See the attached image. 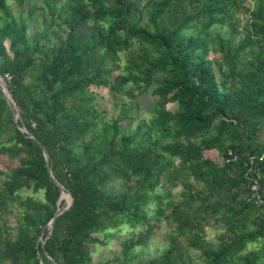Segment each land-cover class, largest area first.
Wrapping results in <instances>:
<instances>
[{
    "label": "trees",
    "instance_id": "obj_1",
    "mask_svg": "<svg viewBox=\"0 0 264 264\" xmlns=\"http://www.w3.org/2000/svg\"><path fill=\"white\" fill-rule=\"evenodd\" d=\"M23 1L0 0V75L18 109L15 121L0 86V155L17 164L0 170V264H264V0H43L31 30V4L8 6ZM98 86L127 98L116 115L95 106ZM148 95L146 128L131 129ZM167 182L176 199L156 192ZM13 201L14 237L1 220ZM161 220L166 248L135 261ZM125 224L140 230L94 262L91 246Z\"/></svg>",
    "mask_w": 264,
    "mask_h": 264
},
{
    "label": "rangeland",
    "instance_id": "obj_2",
    "mask_svg": "<svg viewBox=\"0 0 264 264\" xmlns=\"http://www.w3.org/2000/svg\"><path fill=\"white\" fill-rule=\"evenodd\" d=\"M65 0H56L57 5L64 2ZM10 3V2H8ZM31 4V6L34 8V16L36 17L28 27V30H31L33 25L39 26L41 24V15H44L48 17L49 13L47 11V8L45 7V4L43 0H25L22 2V4L18 5L17 2H12L8 6L10 7L13 14L16 13V10L23 9L24 11L27 9L28 5ZM247 6H250L252 4V0H247L245 2ZM26 16V13H25ZM239 18L243 20L245 18L244 14H239ZM242 23V21L240 20ZM55 39V36H54ZM123 53H120L122 57ZM212 56H217L216 54H212ZM124 62L121 61V65H123ZM121 71V67L113 72V74H116L117 72ZM8 77V75H7ZM112 77V74L110 78ZM32 80V77L26 76L24 81L29 82ZM95 94V106H97L99 109L104 111V115L106 118H109L112 115H116L119 111V105L118 102L120 101H126L127 98L123 93H118L114 95L111 91H109L107 88L103 86H98L95 88L94 91ZM150 97L145 96L139 101H135L134 108L132 110V122L130 124L131 129H134L137 123H141V132L146 128V123L143 121L144 119L147 120L149 117V112L146 110L147 103L150 101ZM117 102V104H116ZM166 107L171 110L175 111L177 108L176 103H168ZM18 116V114H17ZM140 132V133H141ZM10 131L4 133L1 138H7L9 136ZM139 133V135H140ZM203 155L206 157H209L213 159L215 162L221 163L222 159L218 155L216 150H208L204 151ZM15 161H9L5 156L0 155V170L14 167L16 166ZM113 189H119V180L111 181L109 184ZM180 184H176L173 186L172 183H165L163 186H159L156 188V192L160 193L162 196H166L165 194L167 191H170L172 193V197L175 198L178 190H179ZM2 190V176L0 175V191ZM26 196H30L33 200H40L41 199V193H33L29 190L22 189L20 191V198L23 199ZM175 196V197H174ZM62 197L65 198L66 202H70V196L67 192H63ZM176 199V198H175ZM153 207V206H152ZM20 211L21 207L18 205L17 201L9 202L5 209L2 211L1 214V220L3 223V227H5V230L9 232V234L14 237V234L16 232L15 224L17 220L20 218ZM135 230H140V227H136V229L125 225H120L118 229H111V235L108 236L102 244H94L91 246L92 254H93V261L97 260H108L113 263L114 258L119 254V248L120 244L119 241L131 236ZM205 230L207 232L206 239L207 240H214L216 237V234L219 232V229L214 230L213 225H207L205 226ZM167 233V226L165 225L164 221L161 220L159 223V226L155 229L153 235L150 237L149 241L146 244L139 245L135 248L134 251H139L140 255L138 258L135 259V261L140 260H149L153 259L157 256H159L164 249L166 248L165 238ZM259 243L255 242L252 244H249L248 247H255ZM191 257L197 262H200V259L198 258V252L197 251H190Z\"/></svg>",
    "mask_w": 264,
    "mask_h": 264
},
{
    "label": "water",
    "instance_id": "obj_3",
    "mask_svg": "<svg viewBox=\"0 0 264 264\" xmlns=\"http://www.w3.org/2000/svg\"><path fill=\"white\" fill-rule=\"evenodd\" d=\"M0 86L2 88V91L6 97V100L9 104V106L11 107V110H12V113H13V117H14V120L16 121L17 119V114H18V109H17V106L15 104V102L10 98L9 96V92H8V88H7V84H6V81L5 79L3 78L2 75H0ZM19 129L22 130V131H26V128L24 126H19ZM41 148H42V152H43V155H44V158H45V161L48 162V154H47V151L46 149L41 145ZM51 178L54 180V178L52 177L51 175ZM63 192L65 193V191L61 188V196L63 194ZM68 195L70 196V202L65 206L64 209H66L67 207H69V205L71 204V201H72V196L70 193H68ZM61 210H57L53 217L51 218V220L49 221V223H51V221L54 219V217L60 212Z\"/></svg>",
    "mask_w": 264,
    "mask_h": 264
},
{
    "label": "built area",
    "instance_id": "obj_4",
    "mask_svg": "<svg viewBox=\"0 0 264 264\" xmlns=\"http://www.w3.org/2000/svg\"><path fill=\"white\" fill-rule=\"evenodd\" d=\"M250 190H251V194H250V198H253L256 202L261 203L262 198L258 192V186L257 183L253 182L250 185Z\"/></svg>",
    "mask_w": 264,
    "mask_h": 264
}]
</instances>
